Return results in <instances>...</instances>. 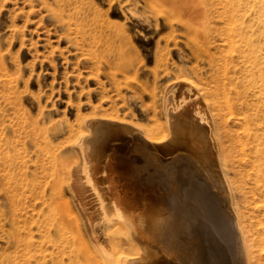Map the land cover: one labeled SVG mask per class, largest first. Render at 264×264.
<instances>
[{
  "label": "rangeland",
  "instance_id": "374dc122",
  "mask_svg": "<svg viewBox=\"0 0 264 264\" xmlns=\"http://www.w3.org/2000/svg\"><path fill=\"white\" fill-rule=\"evenodd\" d=\"M245 1L0 0V264H102V249L86 233L89 222L98 228V220L83 215L71 194L76 185L72 176L82 162L76 143L88 131L85 121L98 116L121 119L128 130L138 129L147 138L163 89L180 73L195 83L224 75L227 83L224 91L218 89L220 98L222 93L235 97V90L249 93L242 55L261 45L263 28ZM248 123L244 128L252 131L254 125ZM219 127L217 136L225 145L226 130L245 133L233 113ZM144 143L115 149L118 173L129 175L137 186L147 182L162 195L171 196L173 190L183 194L189 181L204 191L199 172L184 160L188 155L164 159ZM239 152L237 146L232 155ZM242 167L243 180L254 186L258 172L246 177ZM94 173L91 177L102 193L111 184L107 170L100 164ZM259 179L264 181V169ZM231 180L234 188L237 183ZM235 201L240 207V195ZM216 209H211L214 216ZM115 216L109 217L114 234L132 240L133 222L118 217L125 226ZM205 221L200 220L198 232L180 223L170 237V249L147 241L144 250L162 259L160 264H240L233 242L213 243L222 262L209 253L216 236ZM199 243L205 245L201 254L199 245L197 256L187 252Z\"/></svg>",
  "mask_w": 264,
  "mask_h": 264
},
{
  "label": "bare ground",
  "instance_id": "6f19581e",
  "mask_svg": "<svg viewBox=\"0 0 264 264\" xmlns=\"http://www.w3.org/2000/svg\"><path fill=\"white\" fill-rule=\"evenodd\" d=\"M249 1L252 2L249 3ZM245 5L249 6L248 10L257 14V26L263 28L259 33L261 45L258 48L250 47L249 51L242 55V60L245 61L243 69L247 75L244 80L250 84L247 88L249 93L245 94L246 91H244V94L240 95L235 90V97L222 93L220 98L218 89L224 91L227 83L223 81L224 75L221 78L211 79L209 82L195 83L189 75L180 73L163 89L161 103L156 106L158 114L154 112L152 117L155 123L154 130L147 138L143 137L141 132L137 131L138 129L128 130V124L121 119L93 116L94 118L85 121L84 127H87L88 131L82 134L76 143L82 162L72 176L76 185L73 189L75 191L71 194L74 192V198L80 205L83 215L93 216L98 220L97 229L87 222L88 232L86 233L94 244L102 249L101 253L103 252L104 256L102 264H160L163 260L149 256L146 249L144 250V244L152 241L170 249L172 245L170 237L175 234L180 223L195 226L193 228L198 232L200 220H206L205 223H209L216 236V239L211 238L209 253L217 260L222 262L219 249L216 250V245L213 243L223 241L235 243L233 245H235L240 264H264L262 259L264 254V181L259 179L260 172L264 169V0H246ZM226 35H229L228 32ZM227 37L230 39L229 36ZM243 109L245 111L242 112ZM232 113L235 122H238L242 128L248 127V122L254 126L252 131L244 128L245 133L242 135L237 133L232 135L229 130H226L225 136L228 143L225 145L219 141L217 134L221 127L219 125L223 122L226 124ZM234 113L240 115L236 116ZM138 142H148L154 154L164 159L179 160L183 158L181 154L188 155L190 159L184 156V160H189L199 172L204 181V191L198 190L195 181H189L190 188L185 187L183 194L180 195L173 190L175 192L171 196L162 195L154 188L147 186V182L137 186L128 178L129 175L126 177L118 173L120 162L115 156V149L123 144ZM237 146L240 152L232 155V150ZM100 164H103V169L107 170L106 177H109L112 184L104 188L102 193L99 192L97 179L91 177ZM242 166L246 167L243 170L246 177L249 176L250 171L258 172L254 179V186L247 185L243 180V172L240 170ZM92 178L94 183H91ZM144 179L147 181L148 178L142 180ZM231 179L237 183L234 188ZM172 187L170 186L169 189ZM236 194L241 198L240 207L236 206ZM258 200L262 202L261 205H255ZM189 202L197 208L193 210L191 206L189 208ZM215 206L217 216L211 214V209ZM62 212L60 210V213ZM112 213L117 214L115 216L117 219L120 217L124 221L133 222L135 228L132 240L123 239L114 234L112 228L114 220L111 219L112 217L109 218ZM87 219L84 220L87 221ZM124 221L119 223L125 225ZM117 222L115 223L119 224ZM125 228L128 230L127 227L122 229ZM197 245L200 246L199 254H201L202 249L205 248L204 243L203 247L202 243H199L188 248L187 252L197 256ZM137 246L142 248L141 252L137 251ZM97 251L99 252L98 249ZM87 255L86 257L91 260L90 257L93 255ZM97 260L94 261L97 262ZM195 264H205V262L201 263L198 260Z\"/></svg>",
  "mask_w": 264,
  "mask_h": 264
}]
</instances>
